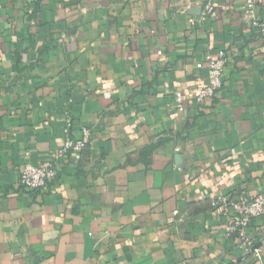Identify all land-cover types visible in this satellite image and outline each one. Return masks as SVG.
Returning a JSON list of instances; mask_svg holds the SVG:
<instances>
[{
    "label": "crops",
    "instance_id": "obj_1",
    "mask_svg": "<svg viewBox=\"0 0 264 264\" xmlns=\"http://www.w3.org/2000/svg\"><path fill=\"white\" fill-rule=\"evenodd\" d=\"M208 1L0 0V264H259L211 199L264 192V33ZM222 51V89L181 113ZM69 116L82 161L26 191Z\"/></svg>",
    "mask_w": 264,
    "mask_h": 264
},
{
    "label": "built area",
    "instance_id": "obj_2",
    "mask_svg": "<svg viewBox=\"0 0 264 264\" xmlns=\"http://www.w3.org/2000/svg\"><path fill=\"white\" fill-rule=\"evenodd\" d=\"M244 6V15L253 25L259 27L264 33V20H260L258 11L263 0H241ZM215 11V1L209 0L202 12L201 20L207 21ZM195 24L194 19H190ZM229 59L225 51L218 55H207L206 63L208 70L207 84L197 94L188 99L182 92L175 93V100L179 111L183 113L189 103L204 105L213 100L223 86V76ZM71 102V101H70ZM72 119L69 116L64 129V143L49 152L46 161L39 164L27 162L20 171V182L26 191H42L49 183L56 180L66 160L79 163L83 154L92 142V130L83 128L79 137L72 133ZM29 155V154H27ZM211 205L218 213L229 215L230 224L225 231L227 236L235 237L238 246L243 253L244 259L252 257L259 264H264V231L256 238L250 228L254 221L264 217V192L255 196L237 194L236 196L219 195L211 199ZM179 211L175 212L177 216Z\"/></svg>",
    "mask_w": 264,
    "mask_h": 264
},
{
    "label": "trees",
    "instance_id": "obj_3",
    "mask_svg": "<svg viewBox=\"0 0 264 264\" xmlns=\"http://www.w3.org/2000/svg\"><path fill=\"white\" fill-rule=\"evenodd\" d=\"M71 102H73V101L71 100ZM81 161H82V160H81ZM81 161H80V162H81ZM80 162H79V163H80Z\"/></svg>",
    "mask_w": 264,
    "mask_h": 264
}]
</instances>
